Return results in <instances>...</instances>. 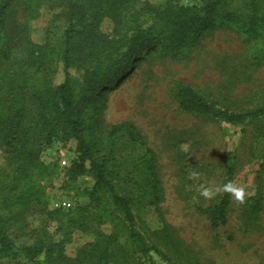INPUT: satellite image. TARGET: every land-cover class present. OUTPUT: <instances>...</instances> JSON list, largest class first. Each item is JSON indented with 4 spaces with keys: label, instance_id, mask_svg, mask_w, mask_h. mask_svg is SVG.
I'll list each match as a JSON object with an SVG mask.
<instances>
[{
    "label": "trees",
    "instance_id": "obj_1",
    "mask_svg": "<svg viewBox=\"0 0 264 264\" xmlns=\"http://www.w3.org/2000/svg\"><path fill=\"white\" fill-rule=\"evenodd\" d=\"M184 5L180 0L152 4L145 0H0V264H9L22 251L29 257L24 264H109L121 255L128 264H157L160 251L139 229L132 211L133 196L123 185L143 191L144 199L154 193L160 197L157 157L136 126L128 121L103 129L100 91L112 86L128 70V63L146 43L175 49L193 38L190 31L200 22L214 27L215 17L224 26L231 17L225 0L219 13V0H195ZM48 3L59 12L55 17L68 22L64 37L57 42L37 44L22 41L32 21ZM19 8L23 21L10 23L12 11ZM15 9V10H14ZM219 10V11H218ZM130 17L123 32L119 27ZM104 19L113 22L116 32L109 37L99 30ZM17 28V30H15ZM22 45L24 53L19 49ZM60 63L65 78L57 82ZM83 70L82 78L71 69ZM181 109L242 124L264 115V105L239 112L223 108L205 98L191 85H180L176 94ZM100 103V104H99ZM56 141H77V158L66 169L62 188L77 196H87L88 204L70 209H52L48 186L61 166L58 160L46 161L36 146ZM144 147L140 162L146 180L125 172L123 139ZM129 143V142H128ZM235 167H227L223 195L219 203L206 209L211 226L228 222L227 210L233 194ZM90 177L91 188L78 184ZM147 203V201H146ZM111 225L106 232L103 226ZM81 231L95 238L79 247L76 256L66 254V246ZM44 259H35L43 254Z\"/></svg>",
    "mask_w": 264,
    "mask_h": 264
},
{
    "label": "rangeland",
    "instance_id": "obj_2",
    "mask_svg": "<svg viewBox=\"0 0 264 264\" xmlns=\"http://www.w3.org/2000/svg\"><path fill=\"white\" fill-rule=\"evenodd\" d=\"M158 4L164 0H145ZM222 5L225 0H219ZM193 5L195 0H180ZM15 10V9H14ZM41 15L32 21L22 41L37 44L57 42L64 37L68 22L55 17L48 3L40 7ZM231 17L212 27L200 21L191 31L192 39L181 47L146 43L128 63V70L98 95L103 105V129L128 121L136 126L157 157L160 197L154 193L144 199L143 191L123 185L131 192L132 211L139 229L159 249L157 264H264V115L242 124H233L208 115L180 108L176 94L180 85H191L218 106L245 112L264 105V0H234L227 6ZM119 30L130 25L126 17ZM17 26L23 21L19 8L9 17ZM17 30V28H15ZM99 30L113 37V22L104 19ZM26 39V40H25ZM22 45L19 51L24 53ZM82 78L83 70L71 69ZM65 78L60 63L57 82ZM99 103V104H100ZM36 146L46 161L58 160L60 173L48 186L51 201L72 197L77 204H88L87 196H77L62 188L65 172L77 158V141H56ZM129 142V143H128ZM125 172L146 180L140 162L145 148L123 139ZM4 163L0 154V164ZM234 164L233 194L227 210L228 222L211 226L206 209L220 202L227 167ZM93 179L81 177L78 184L91 188ZM147 201V203H146ZM106 232L111 225L103 226ZM95 237L77 231L66 246V254L76 256L84 243ZM44 253L35 257L43 260ZM149 264L148 257H141ZM1 260V259H0ZM6 261V260H1ZM29 262L20 251L9 264ZM109 264H128L115 255Z\"/></svg>",
    "mask_w": 264,
    "mask_h": 264
},
{
    "label": "built area",
    "instance_id": "obj_3",
    "mask_svg": "<svg viewBox=\"0 0 264 264\" xmlns=\"http://www.w3.org/2000/svg\"><path fill=\"white\" fill-rule=\"evenodd\" d=\"M76 205L75 199L72 197H63L58 198L56 200L51 201V208H62V209H70Z\"/></svg>",
    "mask_w": 264,
    "mask_h": 264
}]
</instances>
